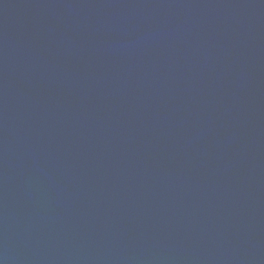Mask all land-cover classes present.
<instances>
[{"label": "water", "instance_id": "95a60500", "mask_svg": "<svg viewBox=\"0 0 264 264\" xmlns=\"http://www.w3.org/2000/svg\"><path fill=\"white\" fill-rule=\"evenodd\" d=\"M0 264H264V0H0Z\"/></svg>", "mask_w": 264, "mask_h": 264}]
</instances>
